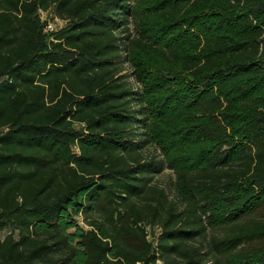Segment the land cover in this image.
<instances>
[{"label": "trees", "instance_id": "trees-1", "mask_svg": "<svg viewBox=\"0 0 264 264\" xmlns=\"http://www.w3.org/2000/svg\"><path fill=\"white\" fill-rule=\"evenodd\" d=\"M263 207L264 0H0V264H264Z\"/></svg>", "mask_w": 264, "mask_h": 264}, {"label": "rangeland", "instance_id": "rangeland-1", "mask_svg": "<svg viewBox=\"0 0 264 264\" xmlns=\"http://www.w3.org/2000/svg\"><path fill=\"white\" fill-rule=\"evenodd\" d=\"M135 3L137 0H134ZM52 16L51 12H48L47 14H42L43 17V22L48 23L51 25V27H56L57 29L59 28V23H57V21H52V19L50 18ZM130 30L132 34H135V30H134V20H131V23L129 24ZM50 31V30H49ZM125 53L122 51L120 53L119 56V64L117 67L121 68L120 72L116 75V77L118 78V82L123 83L124 87H128L129 89H132L134 91H138L140 89V84L136 83L132 74H131V67L130 65L125 62ZM135 107V106H132ZM143 157L145 159H149L151 157L155 158V160H160L162 158L159 148L153 143H149L148 145H146L143 148ZM174 173L172 172L171 169L165 168L162 172L158 173V174H154L151 178V185L153 187H155V189H165L166 193H167V199H166V205L171 203L170 201L175 200V195H174ZM142 203V201L140 202V204ZM180 207H182V205H179ZM264 220V207L259 209L256 213H254L249 219L247 220ZM79 223L81 225L84 226V222L81 221V219H78ZM86 227V226H85ZM148 228V226H147ZM150 230L152 232L155 233V235L159 234V229L158 227H150ZM208 237L210 236H217L220 237L222 236L226 230L225 229H208ZM200 240L197 241H192L190 242L188 245L191 247H197L200 244ZM203 247H201L202 252L206 251V249L204 248V246L206 245L205 242H202ZM159 264H162V262H160ZM204 264H208L204 261Z\"/></svg>", "mask_w": 264, "mask_h": 264}, {"label": "built area", "instance_id": "built-area-1", "mask_svg": "<svg viewBox=\"0 0 264 264\" xmlns=\"http://www.w3.org/2000/svg\"><path fill=\"white\" fill-rule=\"evenodd\" d=\"M42 14H47V13H46V12H43V11H40L41 20L43 21ZM50 18L52 19V21H55V20H56L57 23L60 24V25H59V28L62 27L64 24H66V21H65V20H61V19H58V18H56V17H50ZM56 25H58V24H56ZM56 25H55V27H51L50 24L45 23V31H49V30L52 31V30L57 29Z\"/></svg>", "mask_w": 264, "mask_h": 264}]
</instances>
